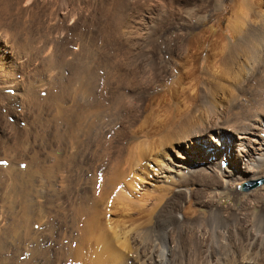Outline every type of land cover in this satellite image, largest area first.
<instances>
[{"label":"bare ground","instance_id":"1","mask_svg":"<svg viewBox=\"0 0 264 264\" xmlns=\"http://www.w3.org/2000/svg\"><path fill=\"white\" fill-rule=\"evenodd\" d=\"M229 2L234 45L222 0H0V264H264L259 189L213 199L264 176V0Z\"/></svg>","mask_w":264,"mask_h":264},{"label":"rangeland","instance_id":"2","mask_svg":"<svg viewBox=\"0 0 264 264\" xmlns=\"http://www.w3.org/2000/svg\"><path fill=\"white\" fill-rule=\"evenodd\" d=\"M223 2H224V5H225V10H223V11H220V12H217V11H212L211 12V14L209 15V17H208V19H207V21L205 22V23H202L201 24V28H205V29H209L210 30V33L211 34H219V33H223L224 34V36L227 38V40L228 39H230V41H232V45H234L235 44V39L232 37V34H231V32L229 31V29H228V23H229V19L231 18V16H232V3L231 2H229V0H222ZM173 17H170V20L172 19ZM250 18V17H249ZM249 18H247V20H249ZM252 18V17H251ZM175 27H177V28H173V27H171L170 29H169V31L171 32V33H173V32H178V31H182V28H183V26L182 25H175ZM185 32H187L186 30H185ZM215 53H218L219 54V52L218 51H216ZM225 53V52H224ZM221 54V56L220 57H222V56H224V58H225V61H224V58H222L223 60H221V61H218L220 64H219V69H220V71H221V73H222V80H223V82L224 83H226V84H230L231 82L230 81H232V77H233V75H234V71L236 70V67L234 66V65H232L231 64V62L229 61V60H226V54ZM204 57H206V55H204ZM219 56H218V58H220ZM214 59V56H213V58H212V60ZM221 59V58H220ZM226 62V63H225ZM221 63H222V65H221ZM200 66H201V69H205L206 67H205V63L204 62H201L200 63ZM230 67V68H229ZM223 68V69H222ZM200 69V70H201ZM225 72V73H224ZM227 76H229V77H227ZM230 79V80H229ZM226 80V81H225ZM229 81V82H228ZM170 86H171V83H167V84H165V89H169L170 88ZM257 88V89H256ZM160 89V87L155 91V93H159V92H161V90H159ZM230 91H228V92H226V94L228 95L227 97H233V95L231 94V92L229 93ZM229 93V94H228ZM231 94V95H230ZM252 95V96H251ZM221 96V95H220ZM250 96V97H249ZM244 97V96H243ZM246 97H248L247 99L249 100H251L252 102H250V100H249V104H253V102L255 101V103H256V98L258 99V101H263L264 102V87H258L257 85L254 87V89H253V91H252V93H248V95L246 96ZM245 97V98H246ZM253 97V98H252ZM252 98V99H251ZM230 99H232V98H230ZM254 100V101H253ZM223 101H224V103L226 102L224 99H223ZM249 107V106H248ZM242 109H244V108H242ZM246 109V108H245ZM244 109V110H245ZM174 110V108H172V111ZM263 113H264V110H263ZM145 139H147V140H145ZM152 140V141H151ZM151 140L149 139V138H142V139H140V141H138V142H140V143H138L137 142V144L139 145V146H143L144 145V147L143 148H146V147H148L147 145H152V144H154V143H156L155 144V146L156 145H158V142H157V139L156 138H151ZM144 141H146V142H151V143H147L146 144V142H144ZM144 144H143V143ZM142 143V144H141ZM202 143V142H201ZM137 144H136V146H137ZM141 144V145H140ZM205 144V142H203L201 145H203L204 147H206V145H204ZM145 145H146V147H145ZM132 146H133V144H132ZM135 146V145H134ZM169 146V145H168ZM166 147V149L164 150V152H165V154H174V153H172V152H174V149H178L179 147H178V145H176V144H173V145H170V147ZM172 146V147H171ZM138 147V146H137ZM153 147H154V145H153ZM139 148V147H138ZM142 147H140V150L141 149H143ZM148 148H151V146L150 147H148ZM156 148V147H155ZM152 149V148H151ZM154 149V148H153ZM167 150V151H166ZM144 164H146V166L148 167V168H150V169H152V171H153V167L154 166H156L157 164H155V162H152L151 160L150 161H147V163L145 162ZM258 180H264V176L262 177V178H260V179H257V180H255V181H258ZM123 182H126V181H123ZM123 182L121 183L122 185H120V186H123V187H125V185L123 184ZM251 181H246V182H241V183H238V184H234L233 186H231L229 189H228V192L226 193V192H220V193H218L219 195H217V194H215V196L213 197V199L215 200V201H217L218 202V205L219 206H222V207H227V208H230L231 206H234L235 204H236V202H237V199H236V196L233 194L234 192H239L240 194H243V193H247V192H249L250 190H248V189H251L252 190V188L253 189H259L258 190V197H257V201H258V205H257V207H256V211L257 212H259L260 211V209L261 208H263L264 207V181H263V184L261 185V186H259L258 188H256V187H247V189H246V191L244 190V188H245V185H249V183H250ZM148 183V182H147ZM149 185V184H148ZM126 188V187H125ZM130 192V191H129ZM135 193H137V194H128V196H129V198L127 197H125L126 199H121V198H119V197H117V196H115V195H113V196H111L110 197V200L108 201V206H109V208H111V207H115V206H117L118 208H120V210L121 209H123V204L125 203L126 204V206H129L130 208L132 207H134L133 209H130V210H134V212H136L137 210H139V211H144V210H146L147 209V203L145 202V199L146 198H144L143 196H142V194L140 193V192H135ZM204 194H202L201 193V195L199 194V196L200 197H204L203 196ZM216 198V199H215ZM131 199V200H130ZM194 199H197V196H195L194 197ZM123 201H125V202H123ZM131 201V202H130ZM127 202V203H126ZM260 202V203H259ZM263 202V203H262ZM130 203H131V205H130ZM144 203H145V205H144ZM139 204V205H138ZM257 204V203H256ZM122 205V206H121ZM237 208H241L242 207V203H238L237 202ZM207 209L208 208H206V207H202V208H200L199 210H200V212H202V213H205V212H207ZM110 216V214L108 215V217ZM103 222L105 223V220L103 219ZM94 252H95V250H91V251H89L88 253H89V257L91 258L92 256H93V254H94ZM94 257V256H93ZM92 257V258H93Z\"/></svg>","mask_w":264,"mask_h":264},{"label":"water","instance_id":"3","mask_svg":"<svg viewBox=\"0 0 264 264\" xmlns=\"http://www.w3.org/2000/svg\"><path fill=\"white\" fill-rule=\"evenodd\" d=\"M261 183H263V180H258V181H251L249 183V185H245V188L249 187H256L257 185H260Z\"/></svg>","mask_w":264,"mask_h":264}]
</instances>
